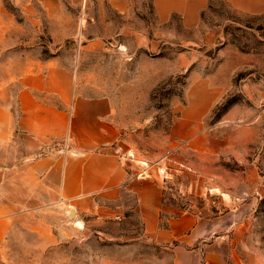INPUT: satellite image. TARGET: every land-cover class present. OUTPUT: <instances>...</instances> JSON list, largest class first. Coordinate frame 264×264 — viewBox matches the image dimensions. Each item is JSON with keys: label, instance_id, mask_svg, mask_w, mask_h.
Instances as JSON below:
<instances>
[{"label": "rangeland", "instance_id": "1", "mask_svg": "<svg viewBox=\"0 0 264 264\" xmlns=\"http://www.w3.org/2000/svg\"><path fill=\"white\" fill-rule=\"evenodd\" d=\"M57 3L0 0V101L16 113L18 78L37 64L69 69L75 93L114 101L122 153L162 204L146 213L138 182L105 214L56 204L0 216V264H264V15L213 0L186 29L179 16L159 25L151 0L128 13ZM210 31L222 36L207 45ZM186 108L199 114L187 138L175 125Z\"/></svg>", "mask_w": 264, "mask_h": 264}, {"label": "crops", "instance_id": "2", "mask_svg": "<svg viewBox=\"0 0 264 264\" xmlns=\"http://www.w3.org/2000/svg\"><path fill=\"white\" fill-rule=\"evenodd\" d=\"M37 1L48 11L61 7L57 0ZM68 1L79 4L84 0ZM97 1L118 13L132 9L131 0ZM212 1L151 0V3L159 25L179 16L184 28L197 29ZM220 1L239 14L264 15V0ZM221 36L219 31H210L206 44ZM237 59L239 66L241 55ZM233 60L225 58L223 66L231 65ZM69 77V69L48 60L18 78L16 113L11 105L0 101V216L56 204L72 207L79 213L105 214L119 208L138 182L141 208L146 213L150 210L153 217L159 215L161 187L146 178H135L129 158L122 153L123 131L114 101L75 93ZM198 118V112L186 108L175 125L184 124L188 134L185 138L191 137L197 131ZM54 142L57 148L49 149ZM150 184L154 200L144 206Z\"/></svg>", "mask_w": 264, "mask_h": 264}]
</instances>
